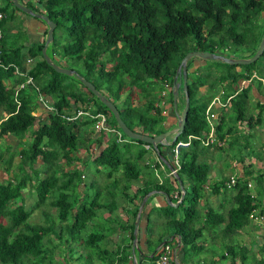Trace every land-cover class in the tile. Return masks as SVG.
<instances>
[{"label":"trees","instance_id":"trees-1","mask_svg":"<svg viewBox=\"0 0 264 264\" xmlns=\"http://www.w3.org/2000/svg\"><path fill=\"white\" fill-rule=\"evenodd\" d=\"M36 2L48 19L56 24L50 43L51 54L59 49L57 53L60 57L77 61L83 70L82 77L90 81L115 105L124 124L132 131L148 135H157L167 129L166 116L161 113L163 106L160 104L162 100L160 93L165 90L164 84H168L169 89L164 102L169 103L170 110L173 111L171 106L173 76L185 53L192 50L218 53L217 50L227 41L241 43L247 37L258 44L264 29V26L261 27L257 22L264 11V0H36ZM30 3L27 1L23 4L31 8L28 5ZM14 11L19 10L10 0H3L0 4V12L3 14L0 20L2 32L0 59L4 64L15 65H20L22 54L36 59L28 73L39 90L50 97L57 112L49 114L47 120H37V125L34 126L36 117L31 115V111L36 107V102L32 86L28 85V91L20 90L17 106L12 98V90L2 84L4 78L13 75V70L11 67L0 68V136L10 134L22 137L28 131L31 132L30 142L26 147L9 151L11 157H8L7 165L9 167L15 165L18 173L14 172L10 178L0 181V264H51L55 259L49 241L47 243L43 241L45 237L52 232L61 238L69 234L72 238L83 240L85 246H90L92 251L100 249L96 246L99 239L103 238V231L89 230L87 223L95 216V208L111 206V203H98L99 192L91 196L88 204L79 203L75 192L84 173L80 170L77 172L74 166L76 161L77 163L80 161L76 154L81 149L88 153L92 144L99 147L102 140L97 137L98 134L90 136L92 127L89 131L84 129L88 123L92 124L91 120L67 123L59 115L61 108H68L69 101L73 102L71 105L91 104L96 111L107 115V123L111 127L117 129L118 127L106 107L87 91L77 78L74 79V83L67 82L65 78L69 76L55 72L43 60L41 48L44 39L29 46L20 43V39L24 38L22 37L24 29L17 26ZM36 11L39 12L38 9ZM11 29H14V32H11ZM56 29H61L60 43L54 37ZM22 49L26 50L22 52ZM102 55H105L103 60L100 59ZM50 56L48 55L52 59ZM262 56L264 51L258 58ZM191 61L192 59H188L186 62L185 92L188 99L186 120L182 132L173 143L167 145L171 159L174 155L172 150L178 142H186L189 135L197 136L199 139H191L187 145H179L176 148L179 163L176 174L182 186L184 183L187 184L188 192L183 186L182 200L176 207L166 208V221L162 225L163 229L171 230L169 236L178 237V247L180 246L183 252V258L187 257L190 251L196 253L200 251V244H197L196 240L203 236L204 231L228 239L249 224L251 220L249 215L253 210L257 215H261L264 192L256 190L255 195L249 194L250 189L246 184L252 176L248 165L246 172L240 177L236 176L235 184L229 188L233 190L231 205L224 212L214 210L210 206L201 207L204 209L203 222L196 226L200 216L199 202L205 197L206 187L209 196L220 194L221 188L224 192L229 190L224 187V182L228 178L207 182L212 169L207 162L208 158L213 156L216 149L223 148L224 142L228 147L238 143V136L235 133L232 136V131H236L235 124L244 123L248 133H251L250 128L263 121L259 113L255 116L245 114L246 104H249L248 98L253 95L249 86L242 87L234 93L232 84L238 83L241 79H248L253 71L263 77L264 74L255 70L254 61L244 65L218 62V69L213 79L209 81L208 72L202 73L200 68L188 69ZM106 64H109V67ZM236 67L239 71L235 70ZM204 85L207 91L204 93L198 91ZM219 85L225 87L226 93L233 94L228 103L233 114L229 112L225 114L222 111L215 124L214 136L222 143L203 145L200 139L205 137L208 130L204 110ZM180 91L183 101L181 104H184V91L181 86ZM137 100L142 102L136 105L134 102ZM255 106L260 108L262 105L256 102ZM2 112L6 114L5 118ZM80 129L81 138L78 137ZM225 137L230 139L227 141ZM129 140L130 143L123 144L107 140L92 158L96 173L104 170L103 173L111 185L105 194L112 195L111 190L116 187L117 180L122 179L124 185L121 194L127 197L129 180L137 179L142 172L137 165V159L143 156L142 145L145 143L130 138ZM131 143L138 144L135 151L130 150ZM248 146L251 147L245 141L243 147ZM161 147L162 145L157 144L158 157L166 159L160 150ZM59 156L66 168L58 162ZM37 157L41 163L35 166ZM15 158L17 162L14 161ZM166 161L172 165V160ZM24 167H27L30 173H26ZM118 171L119 177H112V174ZM261 175L259 173L255 177L259 184ZM171 178L176 185L174 176ZM144 183L142 190L137 191L139 200L151 189L169 194L173 188L169 182L159 183L153 174L152 179ZM25 188L34 190L35 208L43 205L47 208L56 207L59 219L57 227L53 226L54 222L48 223V212L44 211L45 223L27 221L34 207L29 206L26 209L21 203L15 202ZM84 189L86 192L87 186ZM179 195L178 192V197ZM221 196L223 199L230 198ZM221 206L222 204L218 207ZM178 209L181 211L177 215ZM161 210L164 211V208ZM135 214L136 210L133 218ZM62 223L66 234L62 232ZM128 229V236L132 239L133 222L129 224ZM82 230L85 232L82 233ZM147 230L150 234L151 230ZM170 241L165 238L163 243ZM125 248L122 246L118 251L116 261L105 260L103 263L126 264L128 253L124 251ZM260 249L264 251V246L262 245ZM247 253L248 248L232 241L223 246L218 257L221 260L228 257V264H264L262 258L251 259ZM87 255L90 253L87 252ZM155 255H143L142 257L148 260L145 264H152ZM249 258L251 262L247 263L246 260ZM90 261L89 258L83 259L82 264H92Z\"/></svg>","mask_w":264,"mask_h":264},{"label":"crops","instance_id":"crops-1","mask_svg":"<svg viewBox=\"0 0 264 264\" xmlns=\"http://www.w3.org/2000/svg\"><path fill=\"white\" fill-rule=\"evenodd\" d=\"M27 1L31 2V0H21V1H19V3L23 4ZM36 3H37L36 0H33L31 2L32 6L43 11V9L39 8ZM15 12H17V11H15ZM15 12H14V15H15ZM19 18L23 21V24L25 26L24 33H23L24 35H22V37H24V39H25V46H29V45L34 44V43H38L44 39V36H45L44 33H45V29H46V27H44V25L40 24L37 20H35L33 17H30V16H24V17L20 16ZM11 32H14V29H11ZM58 57L59 56L56 55L55 53L53 54L54 59H58ZM62 59H65V58H62ZM236 69H238V67ZM247 85L249 86L250 92L253 94L251 99H250L251 101H249V103H252L255 106V103L258 102L259 105H262L260 107L262 109V111L260 110L259 107L255 106L256 111H253V113H251V115L255 116L256 113H259V115L263 119L262 123L254 125L250 129L252 130L253 128H255L259 131H261V130L264 131V88L258 82H255V81H251L250 83L246 84L245 86H247ZM204 86H206V85H204ZM232 86H233L234 90H238L239 83L232 84ZM219 89H222L224 91L223 96L230 94V93H226L227 91H226L225 87H221L219 85L216 88V91L213 93V95L215 93H217ZM141 102H142L141 100H137L134 103L136 105H138ZM160 104L163 106V110L161 113L166 116V121H165V124L167 126L166 130L174 131L176 129V113H177V111L176 112H174V110L171 111L170 105L167 102L161 101ZM226 108H228V106ZM226 108L224 110H222L223 113L227 112ZM242 124H243V126H245L244 123H242ZM261 126L263 127V129L261 128ZM251 130H250V132H251ZM80 131H81V129L78 132H80ZM244 131L249 132L247 128H244ZM234 133H235V135L237 134L236 131H232V135ZM95 134H98V133H95ZM263 137H264V134H263ZM20 138L21 137L12 136L10 134L0 136V140H3L4 141L3 143H5L4 150H6V153L9 149V147H11L12 151L17 149V148L13 149V145H15V146L19 145V142H20L19 139ZM171 138L172 137L170 136L167 140L170 141ZM14 140H16L15 141L16 144L12 145ZM131 144L135 145L136 146L135 149H137L138 144L137 145L135 143H131ZM144 150H148V149L144 148ZM160 150L163 152L164 156L166 157V159L162 158V160H161V158H159L160 164L156 162V154L153 151H152L153 154L144 153L143 155H146L144 157V159H141L142 157L140 159H137V165L139 168H141L142 172L139 174L137 182H133L134 184L129 185V189L127 190V197L126 196L124 197V195H122L121 193L119 194V197H117V192L114 191V188H115L114 187L111 190L112 195H109L108 193H106L107 196H109L111 198V200L107 203L106 202L102 203L100 201V197L105 195V191L110 189L111 185L107 186L108 187L107 189L104 187L103 191L99 192L100 197L97 199L98 203L99 202H101L102 204L111 203V206H108L107 208L104 206L95 208V216L93 217V219L91 221H89L87 223V229H89V230L98 229V230H102V231L105 230L106 232H108V236H106L107 240L105 241L104 246L100 247V249L90 251L89 256L87 255V252L86 253L82 252L84 249H81V247H78V252L76 253V255H72L70 257L71 252H67L66 255L61 256V253L58 252L56 250V248L58 246H60V244L62 242V238L59 236H56L55 233L52 232L49 235H50V239L55 240V242H54L55 246H52V252L54 255V259L56 261H64V262H66L65 264H75V263H72L71 260L76 259V261H77L79 259L83 260V259L89 258L91 260L90 262L92 264H104L105 260L106 261L107 260L108 261L109 260L116 261L118 254H119L118 251L121 250L122 246H124V247H126L124 249V251H126L128 253V255H127L128 261L126 264H134V262L136 264H145L146 262H148V260H147V258L142 257V256L143 255L151 256L153 254H157V251H158L160 245L164 242L165 238H167V240H171V242H173V243H175V242L177 243L178 237L174 236V238H173L172 235L169 236V234L171 233V230H165L162 228V225L165 224L166 217L162 216L161 208L162 209L164 208V211L166 212V208L168 206L176 207L174 204L179 200L178 192L181 193V190L179 189L177 184L176 185L174 184L171 176L168 175L169 170L167 169L166 165L163 163V160L166 161L169 159V160H172V164H173V158L171 159L170 150L168 149V147L166 145H162ZM212 157H213V159H211V157H210V158H208L207 162L212 163L213 161H215L214 156H212ZM242 157L243 156L241 155L240 159L237 158V159H239L238 160L239 162L236 159H234V161H232V163H231L232 169H234V173H233L234 176H239V177L242 176L246 172V169L248 168L249 162H247V161L245 162L244 158H242ZM159 159H158V162H159ZM14 161L17 162V159ZM166 162H168V161H166ZM213 168L214 167L212 166V169L210 170L211 177L208 176L207 182H210V179H212L213 176L215 177V172L213 173ZM0 171H5V170L0 168ZM149 174H151V176L153 174V177H155L159 183L169 182V184H171V186L173 188L169 191V194H167L168 198L170 196L171 201H169L170 204L166 203L164 196L162 195V193H164V192H162V191H157L154 189H151L148 191V192H150V194L146 198L144 205L140 211L138 226L136 229V234L134 236L135 242L133 243L134 237L131 239L128 236V234H129L128 227H129V224L131 222H133V224H134L135 219H136V214L133 218V213L135 210L137 212V208H138V205L140 202L137 199V195H138L137 191L142 190V188L145 186L144 181H149L152 179V177L150 178ZM233 174H231V175H233ZM10 177H11V175H10ZM117 177H119V176H117ZM2 180H5V179L2 177V174H1L0 175V181H2ZM95 184H97V179L94 178L89 183L90 188H92V186H94ZM176 186H177V188H176ZM183 186H184V188H188L186 183H184ZM205 193H206L205 197L199 202L200 208L208 205L207 204L208 202L206 201V200H208V196H209L207 187L205 189ZM32 197H34V200H32ZM204 200H205V202H204ZM16 202L21 203L26 209H28L29 206H30V208L34 207L35 192L33 194V191H31L30 188L29 189L28 188L23 189L21 192L20 198L16 199ZM205 203H206V205H205ZM112 204H114V205H112ZM218 206H220V204H218ZM43 211L48 212L47 213L49 216L48 223L54 222L55 214H57L56 207L47 208V206H45V205L39 206L36 208L34 207V209H32V211L30 213L31 215L29 218L31 219L32 215L35 214V217L39 218V221L38 222L35 221V223L43 224L46 222V220H45L46 218L43 216L45 213H43ZM51 212L55 213L54 216L51 215ZM203 212H204V209L201 208L200 216L198 218V221L196 222V226L202 224ZM158 215L162 216L163 219L161 221H159V223H161V229L156 232V231H153V229L151 227H149V225H150V222L152 224L157 222ZM114 217H116L118 220H115ZM101 224H105V225H107V227L102 228V226H105V225H101ZM53 226L57 227L58 225L54 222ZM147 229L151 230L150 234L148 233ZM205 233H208V234H205ZM104 235L105 234L103 233V236ZM132 235H133V230H132ZM205 235H208V237H206ZM210 235H211V237H210ZM67 238H68V236H67ZM67 238H65V239H67ZM76 239L83 243V240H81L80 238H76ZM215 241H216V236H214V234H212L209 231H204L203 236L201 238L197 239L196 243L200 244V251L199 252L201 254L204 253L205 257L202 256L200 258V256L198 255L200 260L195 262L197 256L193 257L194 256L193 254L197 255L198 252L196 253V252L190 251L188 256L183 258V252L181 251V248L179 246L178 248H176V259H175V261H172L171 264H213L212 261L215 260L214 259L215 255L213 254L214 251L209 250L208 245L210 242L214 243ZM220 241H221V239H220ZM99 242L100 241H98V243ZM74 243H78V242H74ZM222 250H223V248H222ZM219 254H218V256H219Z\"/></svg>","mask_w":264,"mask_h":264},{"label":"rangeland","instance_id":"rangeland-1","mask_svg":"<svg viewBox=\"0 0 264 264\" xmlns=\"http://www.w3.org/2000/svg\"><path fill=\"white\" fill-rule=\"evenodd\" d=\"M3 0H0V4L2 3ZM21 0H18V2ZM33 0H31L32 2ZM31 6V9H34L32 11L37 12L36 8L34 6H32V4H28ZM15 12V11H14ZM18 12V13H17ZM15 12V20L18 23V25L15 23V25H17L18 27L20 26L21 28L25 29V26L23 24V21L19 18L24 17V16H28L27 14L21 12V11H17ZM44 13V11H43ZM34 18V17H33ZM35 20H37L40 24L44 25V22H42L41 20L34 18ZM258 24L263 27L264 26V11L261 14V17L259 19H257ZM263 34H264V29H263ZM61 35V29H56L54 30V37L56 39L57 42H61L62 41V37H60ZM44 42H45V38H44ZM20 43L25 45L24 42V38L20 39ZM51 42H49L45 48V52L47 55H51L50 57L53 59L54 62H56V64L60 67L63 68H69L73 71H75L78 74H82L83 70L80 68V64L77 61H74V59L72 58H65L62 59V57H60V55H58L57 52H59V49L55 50V54L58 55V59H54L53 58V54H51ZM259 43V42H258ZM258 47L257 43H253L248 37L246 38V40H243L241 43H233L231 41H227L226 44L222 47H220V49L217 50L218 53H220L223 56L226 57H232V58H248L250 56H248L249 54H251L252 52H255L254 50H256ZM25 51V49L22 50V52ZM248 56V57H247ZM105 55H102L100 57V59H104ZM190 59H192L189 68L188 69H192V68H200L201 72L203 73H209V77L207 78V80L211 81L213 79L214 74L216 73V70L218 69V62H221L219 60H213V59H201L199 57L193 56L190 57ZM255 64V70L260 71L261 74H264V56L258 58V60L254 61ZM107 67H109V64H106ZM106 68V67H105ZM237 68V67H236ZM235 68V69H236ZM187 69V68H186ZM236 71H239V68L236 69ZM254 72V71H253ZM252 72V73H253ZM82 76V75H81ZM74 79L75 76L70 75L69 77L65 78V80L69 83H74ZM198 91H201L202 93L207 91V87L206 86H202L199 88ZM180 96L179 99L177 100V113L181 112L182 110V105L181 104L183 101L181 99V91L179 92ZM166 96H167V91H166ZM166 96L165 98H162L163 102L164 100H166ZM249 101H251V97L248 98ZM253 100V99H252ZM161 103V102H160ZM227 112L231 113V115L233 114V110L228 107L226 108ZM225 110V111H226ZM260 110L262 111V109L260 108ZM253 111H256L255 106L252 103H247L246 104V111L245 114H251L253 113ZM34 113H37L35 110H32L31 115L34 116ZM226 112V113H227ZM225 113V114H226ZM36 117V122L35 125H37V120H41L38 116ZM47 119L46 116L44 117V120ZM86 128V131H89L91 129L90 123L87 124V126L84 127V129ZM246 128L245 126H243V124L238 123L234 125V130H236L237 132V136H238V143L231 145L230 147L225 146V143L222 144L224 145L223 148L220 149H216V151L213 152V156H214V160L212 163L208 162V164H210V166L214 167L213 168V173L215 172V177L213 176L212 179H210V181H217L218 179H223V178H227L228 176H230L231 174L234 173V169H232L231 163L232 161H234V159H236L237 161L240 159V156L242 155L244 158V161L249 162V169L251 170V176L252 179H249L248 182L251 183L252 189L250 190L251 193H253L255 195L256 190L257 191H264V131H259L255 128H253L251 130V133H248L247 131H244L243 129ZM261 128L263 129V127L261 126ZM30 131H28L25 135H23L20 139H19V145H13L16 144L14 140V142L12 143L13 145V149L17 148V150H20L23 147H26L29 142H30ZM78 137L81 138L82 136V130L81 132H78ZM91 134H94V131H91ZM234 136V134L232 135ZM97 137L101 138L102 142L100 143V146L97 147V145L92 144L91 147H89V152H85L83 149H81L80 151L77 152L76 155H78V159L80 160L78 163L77 161L74 163V166L76 167L77 172L82 171V173H84V177L81 179L80 184H79V188L78 190H76L75 194L77 195L78 201L79 203H84V204H88L91 196L93 194H95L96 192H101L103 191L104 187L107 189L110 184L108 183V178L105 176V174L103 172H105L104 170H102L103 172H99L96 173V171L94 170V165L92 163V158L93 156L98 152V149L102 146H104V142H106L107 140H112L113 137H111V135L109 133H100L97 135ZM225 139L228 141L230 138H226ZM245 141H247L249 143V145L251 146L249 148L248 147H243V145L245 144ZM3 140H0V168H2L5 171H0V175L2 174V177L6 180L7 178H10V175L12 173H18V169L15 167V165L12 166H8L7 162H8V157H11V153L9 151H11V147H9L7 153L6 150H4V146L5 143H3ZM221 145V146H222ZM122 149L124 148L123 146L121 147ZM136 146L131 144L130 145V150L131 151H135ZM253 150H252V149ZM247 149V150H246ZM144 153L146 154H153L152 150H144ZM146 155H143L141 159H144ZM86 158V159H85ZM239 158V159H237ZM83 159V160H82ZM211 159H213V157L211 156ZM16 160V158H15ZM58 162L60 163V165L64 166V168H66L67 166L63 165L64 162L61 159V157H58ZM239 162V161H238ZM40 159L37 157L35 160V166L36 165H40ZM245 165V164H244ZM235 167V166H234ZM216 169V170H215ZM24 170L26 171V173H30L27 169V167H24ZM115 172L112 174L113 176H119V173ZM150 173V172H149ZM211 173V172H210ZM209 173V176L211 177V174ZM261 173V181L260 184L257 183L255 181V177L258 176V174ZM253 174V175H252ZM234 175V174H233ZM40 176H42V174H40ZM150 178L152 177L151 174H149ZM110 177V178H112ZM97 179V184H95L94 186H92V188L88 187L89 183L93 180V179ZM138 179V178H137ZM137 179L134 180H129V184H134L133 182H137ZM124 185V182L122 179L117 180V184L116 187L114 188V191L117 192V197H119V194L122 191V186ZM85 186H87V190L85 192ZM260 187V188H259ZM31 191H33L34 194V190L32 188H30ZM186 191L188 192V188H186ZM224 189L221 188L220 189V194L217 195H210L208 196V200H206L208 203L207 206H210L211 208H213L214 210H222L223 212L231 205V195L233 194V190L229 189L226 190L224 193ZM221 195L226 196V198L229 199H223V197ZM143 198V197H142ZM141 198V199H142ZM141 199L138 201H141ZM32 200H34V197H32ZM111 200V198L109 196H107V194L103 195L102 197H100V201L103 202H109ZM262 204L261 207L263 208L261 216H262V220L260 222H254L252 220H250L249 224L247 226H245L244 228H242L238 233H236L235 235H233L232 237L228 238V239H223L220 238V236H216V241L210 242L208 245V249L214 251L213 254L215 255V260L212 261L213 264H228L229 262V258L227 257L224 260L219 259L218 254L222 252V248L226 243H231L233 241V243L239 244L242 247L248 248V255H250V258H262L264 260V251H261L260 247L263 245L264 246V192H263V198H262ZM16 202V200H15ZM205 202V200H204ZM218 204H222L221 207H218ZM78 205V204H77ZM206 205V203H205ZM200 212H201V208L199 207ZM220 210V211H221ZM181 210L178 209V211H176L177 215L178 212H180ZM161 213V212H160ZM54 212H51V215L54 216ZM162 216H165V211H162ZM162 216L158 215V219L157 222H155L154 224H152L150 222L149 227H151L153 229V231H159L161 229V223H159V221H161L163 219ZM30 217V216H29ZM28 217L27 221H30L31 223H35L39 221V218L35 217V214L32 215L31 219ZM115 220H118L116 217H114ZM54 222L56 224L59 223V219L57 218V214H55V220ZM114 222V221H113ZM101 225H105V224H101ZM107 227V225L102 226V228ZM101 228V229H102ZM61 229L62 232L64 234H66V231L64 230V223H62L61 225ZM98 230L95 229V232H97ZM100 231V230H99ZM82 233L85 232L84 230L81 231ZM103 233L105 234L103 236L102 239H99V243L96 247H103L105 241L107 240L108 236V232H106L105 230H103ZM208 234V233H205ZM63 236V235H62ZM68 236V238H67ZM206 237H208V235H205ZM211 237V235H210ZM67 238V239H65ZM221 239V241H220ZM44 242L47 243V241H49L50 243V247H52L54 245L55 240L50 239V235H48L47 237H45V239L43 240ZM72 242V243H71ZM74 242H78V243H74ZM85 242H81L79 240H77L75 237H71L69 234L68 235H64L62 237V242L60 244V246H58L56 248V250L58 252L61 253V256L66 255L67 252H71V255H76V253L78 252V247H81V249H84L82 252L86 253V252H90L92 251V248H90V246H85ZM203 253V252H202ZM207 254V253H206ZM193 257H196V261H199V256L200 258L202 256L205 257V254H201L200 252H198L197 255L193 254ZM199 255V256H198ZM208 255V254H207ZM208 257V256H207ZM198 258V259H197ZM246 260L247 263L251 262V259ZM72 263L75 264H82L83 260L79 259L76 261V259L71 260ZM53 264H60L59 262H56V260H54L52 262ZM51 263V264H52ZM238 263V260H237Z\"/></svg>","mask_w":264,"mask_h":264},{"label":"built area","instance_id":"built-area-1","mask_svg":"<svg viewBox=\"0 0 264 264\" xmlns=\"http://www.w3.org/2000/svg\"><path fill=\"white\" fill-rule=\"evenodd\" d=\"M3 17V14L0 12V20ZM0 38H1V30H0ZM31 64V59H26V65ZM12 66L13 68V76L11 79H5L3 81L4 86L7 88H11L13 100L16 102V105L18 106V94L21 89H25L28 85L32 86V89L34 91V99L37 104L38 109H33L37 113H34V115H39V118L41 120H44V117L47 116L50 113H56L57 110L54 105L45 97L43 93L39 91V88L37 85L33 83L32 77L28 74V67L25 66L24 69H20L17 65L14 64H8L4 65L2 64L0 60V67L3 69H6L7 67ZM30 66V65H29ZM17 77H21L23 81H17ZM251 81L258 82L263 88H264V77L259 76L255 72L251 73L248 79H241L239 81L238 90H236L234 93L238 92L242 87H244L246 84L250 83ZM12 85V86H11ZM165 90L160 93V96L162 98H165L166 91L169 89L168 84H164ZM224 95V91L222 89H219L217 93H215L207 103L205 110H204V119L207 123L208 130L205 134V137L200 139V142L203 145H208L212 143H218L221 144L222 141H218L217 138L214 136L215 131V124L218 122L219 117L221 115L222 110H224L229 103L230 98L233 96V94H229L226 96ZM60 117L66 121V122H72V121H83V120H91L92 129L95 133H109L112 139L119 143H127L129 142V138L124 135L119 129H116L114 127H111L107 123V116L106 114L96 111L95 108L91 104H77V105H70L68 108L61 109L59 113ZM124 136H123V135ZM191 139H199L197 136L189 135L187 137L186 142H178L176 146L178 145H187ZM145 149H151V147L148 144L142 145ZM177 169H179V163L176 158V149H174V158H173V169L169 171L168 175H173ZM83 177V175H81ZM236 182V178L234 175L228 176V179L224 182V187L229 189L231 188ZM246 186L251 190L252 186L250 182H247ZM249 190V194L253 196L254 194L251 193ZM249 218L254 222H260L263 218L261 215H257L255 211L253 210L252 213L249 215ZM178 244V243H177ZM176 248L177 245L173 242L170 243H164L161 244L156 257L153 259L152 264H170L172 261H175L176 259Z\"/></svg>","mask_w":264,"mask_h":264},{"label":"water","instance_id":"water-1","mask_svg":"<svg viewBox=\"0 0 264 264\" xmlns=\"http://www.w3.org/2000/svg\"><path fill=\"white\" fill-rule=\"evenodd\" d=\"M12 5L18 9L19 11L27 14L30 17L37 18L44 22L45 26H47V29L45 31V42L41 48V56L43 60L55 71L61 74H64L66 76L73 75L77 78V80L83 85V87L89 91L93 96H95L101 104H103L106 109L109 111L110 115L113 117V119L116 122L117 127L120 129V131L126 135L130 139L138 140L141 142H144L146 144H149L153 150L158 155V150H157V144L160 145H170L173 143V141L176 139V137L182 132L184 123L186 120V115H187V109H188V99L186 96L185 92V87H186V62L190 57L196 56L201 59H213V60H219L225 64L229 65H244V64H249L253 61H255L264 51V34L261 36V39L258 43V47L255 50V52L248 58H232V57H226L221 54L215 53V52H209V51H199V50H192L183 55V57L180 59L179 64L176 68L175 74L173 76V81H172V88H171V106L174 112H176V104H177V99L179 96V87L181 86L183 91H184V104L181 112L176 113V129L174 131L171 130H165L164 132L157 134V135H148V134H143L140 132H135L130 130L124 122L121 120L118 110L116 109L115 105L108 99L106 98L101 92H99L95 86L85 78H83L80 74L76 73L75 71L69 69V68H63L55 64L46 54L45 48L46 45L52 40L53 38V29L55 27V22L52 20L48 19V17L43 14V13H37L31 10V8L24 6L23 4L19 3L18 0H10ZM172 137L170 141L167 139L169 137ZM162 160V158H161ZM163 163L166 165L168 170H172V166L163 160ZM175 182L179 189L181 190V193L179 195V200L174 204L177 206L178 202L181 201L183 198L184 194V189L182 186V183L178 177V175L175 173L174 174ZM150 192H148L143 198L141 199L137 212H136V219L133 224V237L136 234V229L138 226V221H139V216H140V211L144 205V202ZM164 196V199L167 204H170L168 195L166 193H162ZM135 242V237L133 240V243ZM136 264V263H134Z\"/></svg>","mask_w":264,"mask_h":264},{"label":"clouds","instance_id":"clouds-1","mask_svg":"<svg viewBox=\"0 0 264 264\" xmlns=\"http://www.w3.org/2000/svg\"><path fill=\"white\" fill-rule=\"evenodd\" d=\"M24 5V4H23ZM25 6V5H24ZM30 8V7H29ZM32 10V9H31ZM39 10V12H37V13H43V11L42 10H40V9H38ZM2 13V12H1ZM43 14H45V13H43ZM2 19V18H1ZM46 29H47V26H46ZM46 29H45V31H46ZM1 30V29H0ZM44 35H45V33H44ZM1 36H2V32H1ZM46 37V35L44 36V38ZM1 39V38H0ZM51 42V41H50ZM47 46V45H46ZM26 50V49H25ZM24 52V51H23ZM218 54H220V53H218ZM25 56V57H24ZM24 57V58H23ZM27 58H29V59H31V64H29V65H26V59ZM1 60V59H0ZM34 60H36V59H33V58H31V57H28V56H26V55H23L22 54V56H21V61H20V65H17L20 69H24L25 68V66H27L28 67V71L30 70V68L32 67V65L34 64ZM52 60V59H51ZM53 61V60H52ZM1 62H2V60H1ZM54 62V61H53ZM55 63V62H54ZM2 64H4L3 62H2ZM8 64H12V63H8ZM8 64H4V65H8ZM56 64V63H55ZM15 65V64H14ZM9 67H11L12 68V66H9ZM9 67H7V68H9ZM1 68V67H0ZM6 68V69H7ZM3 69V68H2ZM12 70H13V68H12ZM256 73V72H255ZM29 74V73H28ZM257 74V73H256ZM13 76V75H12ZM12 76L11 77H9V79H11L12 78ZM31 76V75H30ZM260 76V75H259ZM263 77V76H262ZM21 77H17V81H23V79H21V80H19ZM76 78V77H75ZM5 79H8V78H4L3 80H2V84H3V81L5 80ZM239 83V82H238ZM3 86H4V84H3ZM12 86V85H11ZM4 87H6V86H4ZM7 88V87H6ZM27 88H28V86L25 88V89H21V90H26V91H28L27 90ZM171 88H172V86H171ZM7 89H11V88H7ZM40 91V90H39ZM236 91V90H235ZM20 92V91H19ZM41 92V91H40ZM33 93H34V91H33ZM41 93H43V92H41ZM44 94V93H43ZM19 95V94H18ZM45 95V97L52 103V100L50 99V97H48L46 94H44ZM12 98H13V95H12ZM33 98H34V95H33ZM161 101H163V100H161ZM34 102H35V99H34ZM70 102V105L71 104H73V102L72 101H69ZM18 105H19V101H18ZM52 105H53V103H52ZM38 109L39 110V108L37 107V104H36V107H33L32 108V110L33 109ZM61 109H63V108H61ZM57 110V109H56ZM32 112V111H31ZM2 114V116H3V118H5L6 117V114L4 113V112H2L1 113ZM50 114H52V113H50ZM49 115V114H48ZM48 115L46 116V118L48 117ZM34 116H37V115H34ZM107 116V115H106ZM2 118V119H3ZM45 120H47V119H45ZM66 122V121H65ZM72 122H74V121H72ZM67 123H71V122H67ZM109 125V124H108ZM91 126V125H90ZM92 127V126H91ZM114 128H116V127H114ZM117 129V128H116ZM119 129V128H118ZM120 130V129H119ZM244 130V129H243ZM92 131H93V129H92ZM94 134H95V132H94ZM98 134H100V132H98ZM113 140V139H112ZM127 143H130V141L129 142H127ZM146 144V143H145ZM149 145V144H148ZM177 145V144H176ZM175 145V147L173 148V153H174V149H176L177 148V146ZM150 146V145H149ZM179 146V145H178ZM151 147V146H150ZM148 150H152L155 154H156V162L157 163H159L160 164V159H159V157H158V155H157V153L155 152V150H153L152 148L151 149H148ZM177 152V151H176ZM173 158H174V155H173ZM177 158V157H176ZM158 159H159V162H158ZM178 161V160H177ZM172 166V169H173V164L171 165ZM169 171H171V170H169ZM176 173V172H175ZM174 173V174H175ZM174 174L173 175H171V177L172 176H174ZM228 178V177H227ZM235 178H236V176H235ZM33 182V181H32ZM227 189V188H226ZM140 203V202H139ZM171 242V241H170ZM169 242V243H170ZM177 243H179V239H178V241H177ZM176 242H175V244L177 245V248H178V244H177ZM162 244H164V243H162ZM156 256V255H155ZM135 263V262H134ZM172 263V262H171ZM170 263V264H171Z\"/></svg>","mask_w":264,"mask_h":264}]
</instances>
